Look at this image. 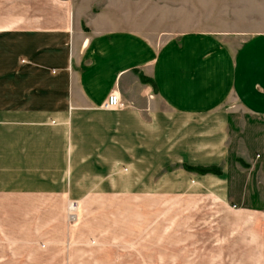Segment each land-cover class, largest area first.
Here are the masks:
<instances>
[{"label": "crops", "instance_id": "crops-1", "mask_svg": "<svg viewBox=\"0 0 264 264\" xmlns=\"http://www.w3.org/2000/svg\"><path fill=\"white\" fill-rule=\"evenodd\" d=\"M243 1L164 31L147 0H0V264H147L125 209L146 199L187 202L154 264H264V6Z\"/></svg>", "mask_w": 264, "mask_h": 264}, {"label": "rangeland", "instance_id": "rangeland-1", "mask_svg": "<svg viewBox=\"0 0 264 264\" xmlns=\"http://www.w3.org/2000/svg\"><path fill=\"white\" fill-rule=\"evenodd\" d=\"M172 1L174 0H147V7L145 10L148 16H152V20L150 21L154 22L147 23L146 27L148 29L157 28L158 30L171 31L177 28H186V24L176 25L172 21V16L176 15V13H180L179 15H186L187 12H190L193 15H205L212 17L218 14L219 0H179L178 7H173L176 2ZM245 1H243L244 11L245 3H249L250 0ZM262 1L263 0L258 1V4L261 3V5L264 6V2ZM137 13L138 8L136 7H127L123 9V14L130 15L131 19L133 15ZM130 25L138 26V24L134 22ZM153 34L154 33L152 31L146 32L147 36L152 35L150 39L152 42L157 45L161 44L163 40H161L159 36H157V38L153 37ZM135 202L137 201L132 200L128 202L131 206L128 204L125 206V209L128 210L126 211V216L132 220V224H134V221L137 219L139 221L138 224H141V226L139 225L141 229L139 235L136 237V233H132L131 238L133 241L132 248L130 249L131 256L132 258H134V256L146 257L147 261H150L147 264H154V258L158 255V253H161V248L156 247L154 242L155 237L161 234L159 229L163 227L164 229L167 228L169 231L172 219H179V223H182L184 220L188 219L187 216L182 215L185 211H182L181 213V210L187 207V202L183 201V203L181 200L172 202L171 200L158 201L152 199L139 200L138 205H136L137 203ZM177 211H179V215L178 213L176 215ZM195 218L198 217L195 216ZM162 234L167 235L168 232L165 231V233ZM201 240L202 239L199 241ZM199 241L195 243V253L202 248V243ZM143 243H146V246H144ZM244 249L245 247L243 250ZM163 251L166 253L164 257L169 258V247L167 249L163 248L162 252ZM125 256H128L126 252Z\"/></svg>", "mask_w": 264, "mask_h": 264}, {"label": "built area", "instance_id": "built-area-1", "mask_svg": "<svg viewBox=\"0 0 264 264\" xmlns=\"http://www.w3.org/2000/svg\"><path fill=\"white\" fill-rule=\"evenodd\" d=\"M124 103L120 101L119 96L112 92L108 95L107 99L102 104V108L104 109H115V108H122ZM78 203L76 200H72L68 202L67 205V213L69 218H73L74 212L76 211Z\"/></svg>", "mask_w": 264, "mask_h": 264}, {"label": "trees", "instance_id": "trees-1", "mask_svg": "<svg viewBox=\"0 0 264 264\" xmlns=\"http://www.w3.org/2000/svg\"><path fill=\"white\" fill-rule=\"evenodd\" d=\"M184 168L188 169V170H195L196 172H200V173H217L218 172V169L216 168H213V167H206V168H194V167H191V166H185L184 165Z\"/></svg>", "mask_w": 264, "mask_h": 264}]
</instances>
